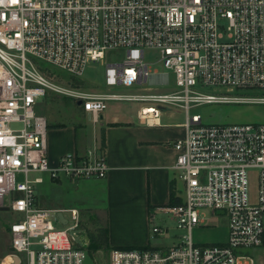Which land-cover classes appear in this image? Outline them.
Here are the masks:
<instances>
[{"label":"built area","instance_id":"1","mask_svg":"<svg viewBox=\"0 0 264 264\" xmlns=\"http://www.w3.org/2000/svg\"><path fill=\"white\" fill-rule=\"evenodd\" d=\"M118 48L122 59L106 61ZM146 50L166 70L152 68ZM90 62L103 65L94 88L76 83ZM50 93L76 101L93 123L111 101L138 103V120L150 126L167 108L185 110L184 135L169 142L180 200L157 208L177 233L151 215L150 237L172 242L112 247L108 264H255L247 250L264 245V0H0V212L19 214L12 264L14 256L85 264L79 210L39 207L35 187L42 173L76 181L108 171L100 142L50 163L47 121L35 110ZM210 103L261 105L263 117L220 124L189 116L192 105ZM216 211L227 220L226 241L196 244L192 230Z\"/></svg>","mask_w":264,"mask_h":264},{"label":"crops","instance_id":"2","mask_svg":"<svg viewBox=\"0 0 264 264\" xmlns=\"http://www.w3.org/2000/svg\"><path fill=\"white\" fill-rule=\"evenodd\" d=\"M42 104L37 103V108ZM39 111L36 112L42 115ZM84 115L92 125L89 129L73 120L47 121L48 159L55 165L63 154H83L100 142L103 132L107 175L101 179L57 180V185L65 184L62 187L70 188L65 192L72 191V195H68L69 204L49 207L44 204L45 186L52 180L42 173L43 181L36 186L39 207L77 208L81 224L86 213L104 216L110 246H161L155 243L160 237H150V217H159L158 207L180 200L175 194L172 170L176 152L169 142L184 135L183 127L175 129L163 123L164 111L159 124H143L136 111L129 113L120 105H108L95 123L90 115ZM78 129L84 130L80 136Z\"/></svg>","mask_w":264,"mask_h":264},{"label":"rangeland","instance_id":"3","mask_svg":"<svg viewBox=\"0 0 264 264\" xmlns=\"http://www.w3.org/2000/svg\"><path fill=\"white\" fill-rule=\"evenodd\" d=\"M124 49L118 48L114 50H110L106 53V61L120 60L124 55ZM158 57V53L153 50L145 51V58L147 61L151 62L152 68L158 69L160 71L166 70L162 67V64L159 62H155ZM39 64L43 67L48 65L43 62H39ZM54 72L61 74L66 77H70V75L63 70L54 67H48ZM103 65L97 62H90L87 64L84 74L82 75V80H73L76 83H79L86 87L94 88L96 85H102L103 81ZM67 80V78L65 79ZM86 82H84V81ZM93 84V85H92ZM174 79L172 74H170V89L173 87ZM162 90H166L165 88H161ZM39 103H43L39 105L40 111L37 106H35V110L42 113L45 117L46 121H75L83 124V127L89 129L92 127L91 123L86 120L84 112L79 107V105L71 98L50 93L48 94L42 101ZM108 105H120L123 110L129 113H135L139 104L136 102H126V101H111ZM166 112V116L164 117L163 123H167L172 128H180V125L185 120V110L179 106H172L163 110ZM189 116L192 114H200L202 118V122L204 123H233V122H254L259 121L263 117V107L261 105H236V104H226V103H210V104H200V105H192L189 108ZM13 127H19V124H13ZM84 132L82 129H78L77 133L80 136ZM174 176V173H173ZM56 183L55 184H53ZM49 181L48 185L45 187V192L47 193V200L44 202L45 206H56L61 205L62 203L69 204L70 197L68 195H72V191L65 192V190L70 189L65 184L57 185L59 182L57 180ZM37 186V185H36ZM177 187L182 192V183L178 180ZM36 197L37 195V187ZM56 189V190H54ZM59 191V192H58ZM38 200V197H37ZM176 202V201H174ZM215 214V217H211L209 220L210 223L204 227H196L192 230V239L196 244H211L214 242H224L227 239V220L224 216L220 215L218 211ZM85 214V213H84ZM19 218V214L16 212L9 211H1L0 212V264L4 262V264H12L10 257H8L11 252V234H10V225L12 222ZM82 227L83 232L81 236L83 239H87V249L88 246L91 245L95 247L93 250H88L90 255L94 260V264H108V253L112 247H120V248H128V247H139V246H110L108 244L107 239V227L106 220L104 216L97 215L95 212L86 213L83 217ZM164 219L166 220V224L169 228H173L170 230V233H177L174 228V223L169 221L166 216L159 214L155 218V222L162 224ZM56 226L61 227L62 224L59 222H55ZM90 234L92 238L89 237ZM166 236V235H164ZM160 237L159 241L155 243L160 245H165L171 243V239L168 237ZM152 244V243H151ZM153 245V244H152ZM249 254H251L255 259V264H264V245L263 247L249 249L247 250Z\"/></svg>","mask_w":264,"mask_h":264},{"label":"water","instance_id":"4","mask_svg":"<svg viewBox=\"0 0 264 264\" xmlns=\"http://www.w3.org/2000/svg\"><path fill=\"white\" fill-rule=\"evenodd\" d=\"M60 220L62 221L63 220V217L61 214L58 215ZM75 241L77 242V244L79 246L82 245V242L80 240L79 237H75ZM84 263L85 264H93V258L92 256L90 255L89 251H85V260H84ZM13 264H20V259L18 256H14V263Z\"/></svg>","mask_w":264,"mask_h":264},{"label":"trees","instance_id":"5","mask_svg":"<svg viewBox=\"0 0 264 264\" xmlns=\"http://www.w3.org/2000/svg\"><path fill=\"white\" fill-rule=\"evenodd\" d=\"M100 144H101V146L104 148V134H103V132L101 133V139H100ZM173 197V192H171V198ZM173 202V201H172ZM92 235L93 234H90V236L89 237H91L92 238ZM95 247H93V246H91V245H89L88 246V250L90 249V250H93Z\"/></svg>","mask_w":264,"mask_h":264}]
</instances>
